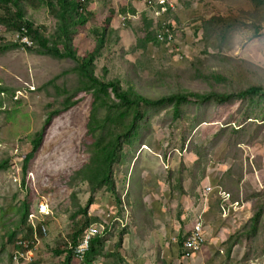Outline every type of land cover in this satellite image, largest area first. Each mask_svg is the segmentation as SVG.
Wrapping results in <instances>:
<instances>
[{
    "label": "rangeland",
    "instance_id": "obj_1",
    "mask_svg": "<svg viewBox=\"0 0 264 264\" xmlns=\"http://www.w3.org/2000/svg\"><path fill=\"white\" fill-rule=\"evenodd\" d=\"M128 1L79 0L62 23L59 0H0V264L32 238L39 203L36 264H84L68 252L93 224V264H264V0H167V45L154 4ZM32 25L35 44L14 42ZM62 25L98 82L67 55ZM96 99L108 121L94 135ZM107 145L121 147L113 191L93 154ZM200 219L206 245L185 259Z\"/></svg>",
    "mask_w": 264,
    "mask_h": 264
},
{
    "label": "built area",
    "instance_id": "obj_2",
    "mask_svg": "<svg viewBox=\"0 0 264 264\" xmlns=\"http://www.w3.org/2000/svg\"><path fill=\"white\" fill-rule=\"evenodd\" d=\"M125 4H129L130 1L123 0ZM150 5H153L151 9H157L156 16L159 18V23L161 28L158 32L159 38L163 39L167 36L169 41H172L173 33V23L169 18L170 15L176 13L177 5L175 3L169 2L167 0H147ZM130 19L129 15L123 16L122 26L125 28L127 25V20ZM31 39L28 35L26 29L22 33L21 41ZM30 41V40H29ZM28 43V42H26ZM32 46L33 41L29 42ZM33 90V89H32ZM4 96V94H2ZM16 181V179H15ZM211 189L208 187L204 194L209 196ZM49 208L47 204L39 203L37 204L31 213L29 214V229L31 230L32 238L30 239L27 235H21L15 242V248L12 253L13 264H36L37 256L36 249L41 242V236H47L48 228L45 225V217L49 216ZM103 230L100 228L99 224H93L89 226L86 232L81 237L80 241L71 246L72 257H74L79 262H83L87 253L90 251L91 243L96 237L102 236ZM206 233L205 227L201 222V219L197 221L193 229L188 233L187 238L183 244V252L185 259H190L193 255L199 253L206 245Z\"/></svg>",
    "mask_w": 264,
    "mask_h": 264
},
{
    "label": "trees",
    "instance_id": "obj_3",
    "mask_svg": "<svg viewBox=\"0 0 264 264\" xmlns=\"http://www.w3.org/2000/svg\"><path fill=\"white\" fill-rule=\"evenodd\" d=\"M75 1H77V2H75ZM75 1H73V0H59L58 4H59V7L61 8V17H62L61 22L62 23L64 22V16L66 15V13L72 12L78 7V3H79L78 1L79 0H75ZM129 16H130V19L127 20V25L125 28H127V26H129L131 24V22L134 20V18L131 15H129ZM159 26L161 28L160 23H159ZM26 28H27L28 35L31 37V40L34 41V44H35V42L39 38V35L42 32L41 28L36 27L35 25L27 26ZM26 28L23 26L20 28L19 31H17V33H14V36H13L14 42H16L20 45H23L21 38H22V33H24V29H26ZM61 39L64 40L66 43L67 55L69 57H71L72 59L76 60L78 63H80V65L82 66V68L86 74V77L88 79L92 80L95 83L98 82L99 79L94 75V72L92 70L94 58H91L88 60V59H81L78 57L77 53H75L73 46H72L73 36H72V33H71L69 27L62 25L61 32L59 35V42ZM156 41H157V44H166L167 45V44L172 43L171 41H169L167 39V36H165L163 39H160L158 33L156 35ZM52 49H54V51L57 54H59L61 52L57 42H54ZM109 87L112 88V92L115 94V96L117 98H119V99H121L127 103H132L131 101H129L127 99L125 92L122 91L119 81H114L112 84H109ZM0 92H1L0 95L1 94L7 95L5 90H1ZM260 92H261V89H259V88H250L242 94H243V96L252 95V94L258 95ZM102 111H103V107L98 104L97 99H96V101L92 107L90 119H89L90 131H92V133L94 135H96L97 134L96 132L99 129H101V126L108 121V116L105 113H102ZM120 148H121L120 146H116V145H113V146L107 145V146H104L103 148H95V150H93L94 156L96 158L102 160L103 165H106V169H103V176L105 178V181H107V183H109L108 185L111 188V191H113L114 190L113 187H115V182L113 179V170H112L111 166L113 164H115L120 159V157H121ZM2 166L3 165L0 164V168ZM99 240H100V237H96L92 241L90 251L87 253V255L83 261L84 264H93L92 256L97 254L96 247H97V243L99 242ZM79 241H80V239H79ZM78 242H76L74 245H76ZM184 242L182 243V248H183ZM68 256L72 257V250H69Z\"/></svg>",
    "mask_w": 264,
    "mask_h": 264
}]
</instances>
